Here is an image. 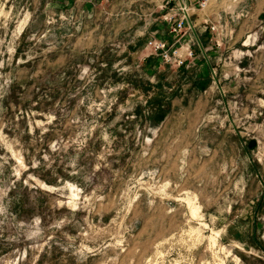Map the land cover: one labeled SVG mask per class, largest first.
I'll use <instances>...</instances> for the list:
<instances>
[{"label": "rangeland", "instance_id": "374dc122", "mask_svg": "<svg viewBox=\"0 0 264 264\" xmlns=\"http://www.w3.org/2000/svg\"><path fill=\"white\" fill-rule=\"evenodd\" d=\"M150 12L0 0V264H264V0L179 70Z\"/></svg>", "mask_w": 264, "mask_h": 264}, {"label": "built area", "instance_id": "2783aa9c", "mask_svg": "<svg viewBox=\"0 0 264 264\" xmlns=\"http://www.w3.org/2000/svg\"><path fill=\"white\" fill-rule=\"evenodd\" d=\"M209 2L210 0H148L151 6L149 15H156L154 21L157 26L162 27L167 38L155 34L148 37L143 46L148 51L147 56L178 70L189 68L195 59L194 45L198 40L196 29L208 30L214 34L219 30V26L212 24L205 14ZM215 41V47L220 48V41Z\"/></svg>", "mask_w": 264, "mask_h": 264}, {"label": "trees", "instance_id": "16d2710c", "mask_svg": "<svg viewBox=\"0 0 264 264\" xmlns=\"http://www.w3.org/2000/svg\"><path fill=\"white\" fill-rule=\"evenodd\" d=\"M150 119L152 120L151 121V124L153 126H156L159 123V121L161 119L160 112H159V108L156 109V110H154V112L152 113Z\"/></svg>", "mask_w": 264, "mask_h": 264}]
</instances>
